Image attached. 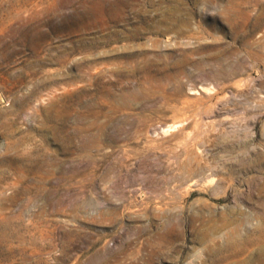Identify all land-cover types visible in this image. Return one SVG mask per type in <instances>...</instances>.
I'll return each instance as SVG.
<instances>
[{
  "label": "rangeland",
  "instance_id": "1",
  "mask_svg": "<svg viewBox=\"0 0 264 264\" xmlns=\"http://www.w3.org/2000/svg\"><path fill=\"white\" fill-rule=\"evenodd\" d=\"M110 1L0 0V264H261L264 0Z\"/></svg>",
  "mask_w": 264,
  "mask_h": 264
},
{
  "label": "bare ground",
  "instance_id": "2",
  "mask_svg": "<svg viewBox=\"0 0 264 264\" xmlns=\"http://www.w3.org/2000/svg\"><path fill=\"white\" fill-rule=\"evenodd\" d=\"M112 1V0H111ZM111 1L109 2V3H111ZM122 1V0H121ZM119 3V0H115L114 2H112L111 3V5H117ZM123 3H127V2H123ZM100 65V64H99ZM96 71V70H95ZM131 71V70H130ZM100 75V74H99ZM102 75V74H101ZM96 76H97V74H96ZM97 84V83H96ZM20 158V157H19ZM23 166V165H22ZM42 172V171H41ZM44 183V182H43ZM43 189L41 188V186L40 185H38L37 187H36V191H37V193H41V191H42ZM55 190V189H54ZM53 190V191H54ZM62 191V190H61ZM14 194V193H13ZM60 196V195H59ZM6 198V197H5ZM11 199V198H10ZM244 214V213H243ZM250 216V215H249ZM254 216V215H253ZM247 224V223H246ZM256 228V227H255ZM38 230H39V228H38ZM38 230H37V228L36 227H34V228H31L30 226L28 227V228H26V232L27 231H29L30 232V235L29 236H31V237H35V233H37L38 232ZM37 231V232H36ZM41 231V230H40ZM28 232V233H29ZM213 232V231H212ZM215 232V231H214ZM43 233V232H42ZM235 233H237L236 231H235ZM242 233V232H241ZM163 235V234H162ZM220 235V234H219ZM235 236H237V235H235ZM242 236V235H241ZM158 237V236H157ZM250 237V236H249ZM235 238V237H234ZM31 239V238H30ZM35 239V238H34ZM207 239V238H206ZM224 240V239H223ZM167 241V240H166ZM236 242V241H235ZM261 245V244H260ZM213 247V246H212ZM214 248V247H213ZM135 250V249H134ZM259 250V249H258ZM157 252V251H156ZM252 252V251H251ZM112 259V258H111ZM121 259H122V257H121ZM245 260V259H244ZM247 261V260H246ZM125 264V263H124ZM225 264V263H224ZM261 264H264V262H261Z\"/></svg>",
  "mask_w": 264,
  "mask_h": 264
}]
</instances>
